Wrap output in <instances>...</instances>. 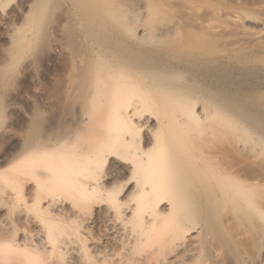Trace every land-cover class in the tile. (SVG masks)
<instances>
[{
	"label": "rangeland",
	"instance_id": "374dc122",
	"mask_svg": "<svg viewBox=\"0 0 264 264\" xmlns=\"http://www.w3.org/2000/svg\"><path fill=\"white\" fill-rule=\"evenodd\" d=\"M44 1L47 2V7L42 18L39 17L38 12L33 14L32 27L37 26L36 30L31 31L29 26H21L20 31L15 33L16 35L19 32L17 36L33 34L31 44L21 52L15 63L9 64L5 60L1 51L3 41L0 39V239L13 236L20 242L25 241L26 238L27 243L31 238L32 242L36 238L39 241L34 239V242L39 243L41 238L42 241L45 239L46 220L37 212L36 201L40 195L35 184L29 180L18 184L7 178L15 179L19 164L24 161L19 162L17 159L30 155L27 152L30 136L35 135L40 143L48 138L62 137L68 142L75 140L89 148L85 143V139L88 138L91 149L103 138L101 134L115 130L112 128L115 121L107 114L112 100L108 96L103 100L99 98L94 100L91 99V95L96 81L106 77L118 60L126 57L130 59L131 64H134L132 66L148 67L147 70L134 74L136 81L146 78L149 73L156 72L165 74L172 80L174 78L175 83L179 82L176 83L180 84L179 88L175 89L166 88L160 82L150 90L144 87L138 89L140 97L156 98V102L151 100L155 105L151 107L155 111H160L161 116H163L162 106L168 102L170 105L164 107V111H167L169 116L173 115V112H181L179 95L182 92L188 93L185 95L188 99L192 96L197 97V105L205 106L209 113L208 117L201 123L190 119L189 130L178 132L177 135L180 146L185 152L192 153L194 157L199 156L196 158H199L200 162L204 160L201 158H205L204 166H212L209 167V173L218 172L221 163L224 164L225 169L234 167L233 170H239L242 177L255 173L260 175L263 172L264 145L257 142V136L239 118L233 117L225 109L224 111L223 107L222 109L215 107L214 103L204 100L201 92L208 91V94L212 95L215 92L224 95L229 93L230 97L237 94L241 95V100L246 101L247 99L251 101V98L252 101L262 99L264 96V0H113L110 8L112 10L121 8L126 17L125 22L122 23L105 17L107 13L102 9L104 4L100 5L99 2L97 4L96 0L94 1L97 7L93 6V0V2L90 0ZM111 9L109 11L112 13ZM6 33V24L0 22V34ZM142 33L143 39H138L136 35ZM168 77L167 80H171ZM204 84L209 88L204 89ZM152 121L154 124L153 119ZM170 130L175 132L176 129L170 128ZM164 133L165 129L160 127L156 135L160 139ZM143 141L142 139V144ZM109 161L104 163L106 165L102 166L97 175L100 174V177L102 175V178L107 180L106 176L108 177L109 172H115L113 178L116 184L119 181L117 187L121 184L122 187L119 188L125 191L127 184L131 183H128L130 173L123 168L124 172L122 169V172L114 170L112 167L114 165L111 164L113 160ZM120 164L121 167L126 166L123 162ZM6 165L8 166L4 167ZM201 193L197 192V196L203 195L205 198L206 194L201 195ZM61 194L63 193L58 194L60 198L54 197L56 200L59 199L57 202L60 201L58 204L53 201L56 204L54 208L60 206L61 209L57 208L58 210L64 207L71 208L70 210H74L73 213L70 210L67 212L70 215L74 214L73 218L77 217L78 220L87 218L83 223L85 222V226L87 223L86 227H89L84 234L85 236L88 234L85 241L87 240L89 249L87 244V248L83 246L86 243H82L83 236L79 237L81 244L70 228L68 238L64 237L65 242L74 241L69 243L70 248L67 246L69 252L67 249L66 254L60 252L68 243L63 244L64 248L60 245V249L57 250L58 243L55 250H52L57 254L52 256V251L46 254V257H52L46 258L48 264L50 262L56 264L55 259L58 261L57 264L83 262L103 264L104 252L108 253L106 256L114 257L123 249L127 251L132 237L126 235L129 244V241L127 242L125 238L123 241L120 236L126 237L122 232L127 234L132 232L130 235L132 236L135 228L133 227L134 231H131L133 224L129 222L131 227L127 225L126 228L131 229L123 230L122 227L125 228L123 223L126 224L125 222L128 221L123 220L115 208H109L111 212L107 207L105 208L109 205L104 199V193L94 202H90L97 201V205L83 203L79 199V202H75L77 206L74 207L75 209H72L74 199L70 200L71 197L68 195L69 198L66 193V195ZM104 201L105 204L101 205ZM218 204L215 205L217 209L223 205L224 207L214 212L217 211L220 215L219 218L215 216V219L218 218L216 234L211 233L208 236V233L203 232L202 226L198 225L192 235L188 236L192 241L188 250L184 252L185 254L181 252L182 250L179 251L181 258L177 256L178 264H264V254L259 250L258 245L262 239L258 234L259 229L257 230L259 225L262 226L264 223V215L253 214L254 217L252 215L250 219L253 221L250 223L247 214L239 213L238 216L234 214L235 208L231 204L224 202L222 206ZM69 236L73 240H70ZM191 237H195L194 240ZM115 238L121 240L116 243ZM62 241H59L60 244ZM121 241L125 242L123 243L125 246L127 242L128 246H123L119 251ZM132 245L129 246L132 247L131 250L129 248V254L124 252V255L123 253L121 255L128 254L127 257L135 258L138 256L133 255L137 253L136 249L139 254L144 252L143 246L139 245L140 248L137 245L139 248L137 246L135 248ZM205 245L210 253L204 251ZM82 246L86 249L84 250ZM45 249L49 251L52 248L48 246ZM71 249L81 250V253L78 255L79 251L74 252ZM114 250L119 253L116 254ZM161 256L165 257L164 260ZM161 256L160 259L158 257V263L153 260L148 264H164L163 261L165 262L167 256ZM43 257L45 258V254ZM77 257L80 259L84 257V260L79 263L80 259Z\"/></svg>",
	"mask_w": 264,
	"mask_h": 264
},
{
	"label": "bare ground",
	"instance_id": "6f19581e",
	"mask_svg": "<svg viewBox=\"0 0 264 264\" xmlns=\"http://www.w3.org/2000/svg\"><path fill=\"white\" fill-rule=\"evenodd\" d=\"M112 1L113 0H96V3L99 2L100 5L101 3L104 4L102 9L107 13L105 17L113 18L114 21L119 20L118 23L125 22L126 17L121 8H115V10L110 8ZM17 2H14V0L13 2L12 0H0V22H4L7 27V33L5 35L0 34V39L3 41L1 51L9 64L15 63L21 55V52L32 42V33L25 34L24 36H17L19 32L16 35L15 33L20 31L21 26H29V30L35 31L37 26L34 25V27H32V24H34L33 14L38 12L39 17L42 18L47 7V2L44 0H17ZM96 3L94 1L93 6H96ZM110 9L112 13L109 11ZM143 36V33L136 35L138 39H143ZM132 65L134 64H131L129 58L120 59L117 64L109 70L106 77H102L96 81L91 99L95 100V98H99L103 100L105 96H108L112 100V105L107 110V114L114 119L115 124L112 128L115 130H109L107 133L103 132L105 136L101 134L103 138H101L96 145L94 144L91 149L87 140L88 138H86V142H84L88 144L89 148L77 143L75 140L73 142H68L66 141L67 139H63L62 137L59 139L48 138L41 143L40 140L36 139L35 135L33 137L30 136L31 138L29 137L30 141L27 143V152H29L30 155L17 159L19 162L24 160L22 162L23 164H19L18 175H16L15 179H7L18 184H21L25 180L32 181L35 184L37 193L40 195L39 199L36 201L38 204L37 212L43 215L45 218L44 220H46V229H44L46 233L44 236L45 239L42 241L43 238H41L40 235L41 241L39 243V240L34 237L33 238L38 241L34 242L33 239L32 242V238L30 237L31 241H27L31 244L26 242L25 237H23L25 241L22 242H20L17 237L13 236H11V238L5 237L4 239H0V264H46V262L48 264L46 258L50 257H46V254L55 250L58 243L59 245L56 247L57 250L60 249V245L63 247L64 243H68L64 245L66 248L63 247L65 250L61 249L62 251H60L66 254L67 250L70 248L69 243L74 242H65L66 238L64 239V237L68 238L67 234L70 232V228H72L71 231L77 236L78 240L79 237L83 236L82 243L84 244L86 242L83 245L86 247L88 242L87 240L85 241V239L88 234L86 236L84 234H86L89 227L87 228V223L85 226V222L83 223V221L87 218L84 220L81 219L82 221L80 219L79 221L77 217L73 218L74 214L70 215V213L67 212V210L71 208L67 209L64 207V209L58 210L59 208L61 209V206L58 208L57 205V211L54 208L56 204H54L53 201L56 203L57 200H59L54 199V197L60 198V196H58L60 193H63L61 195L65 193L67 196L69 195L71 197L68 196L70 200L74 199V202L71 201L73 203L72 209H75V202H79V199L82 200L83 203L89 204L105 194L104 199L109 205V207L105 206V208H115L117 212L120 213L123 220L128 221V223L125 222L126 224L123 223V225H125V228L124 226L122 227L123 230L132 228L131 231H134L133 229L135 228L132 236H130L132 232L130 234L122 232V234L132 237V240L128 238L131 240V245L133 244L134 246H132L135 248L137 245L143 246L144 252L141 251L142 253L139 254L138 249H136L138 254L136 253L133 255H138L137 257H127L132 247L130 248L129 246L131 245L128 246L127 244L129 240L126 238L128 236H120L122 240L125 238L127 241V251L124 249V251H121L123 246L127 247L123 245L125 242L122 241V245L120 244L122 247L119 246V251L121 252L114 251L116 254L119 253V256L121 253L124 255V252L128 254L125 255L126 257L121 255L119 258L117 257L118 255L114 254L117 257L114 258L115 256L113 257L112 255L106 256L108 253L104 252L106 258L103 257V264H148L153 260L158 263V257L160 259L161 255L167 256L165 262L163 261L165 257L162 258L161 256L163 259H161V261H163L164 264H178L177 256L180 257L179 255H181L179 251L182 250L181 252L185 254L184 252L188 250L189 244L192 242L188 236L192 235L194 232L193 230L198 227V225L202 226L203 232L205 231L206 234L208 233V236L211 233L216 234V220L220 216L217 211H219V208L224 207V205L222 206L223 202L231 204L235 208L234 214L236 213L237 216L239 213L247 214L249 218V220L247 219L248 221H250L252 215L255 213L264 215V169H262L263 172H261L260 175L255 173L254 175L251 174L250 176L242 177L243 175L241 176L239 174V170H233L234 167L232 169L227 168V170L223 163H218V165H221L220 170L218 172L215 171L216 173L213 174L209 173V167L212 166H204L205 158H201L204 160L200 162V159L196 158L197 155L194 157L192 153L188 151L185 152L180 146V140L177 135L178 132L189 130L190 119H194L196 122L201 123L208 117L209 113L206 111L205 106L197 105V97L192 96L188 99V97L185 96L188 95V93L182 92L179 95L181 99L179 102L181 112H173L174 114L169 116L168 112L164 111V107L170 105L168 102L162 106L163 110L161 111L163 112V116H161L160 111H155V109L153 110L151 107L156 98L140 97L138 89L144 87L146 90H150L158 82L166 88L175 89L176 87L179 88L180 84H176L179 82L175 83L176 80H174V78L172 80V78H169L165 74L156 72L149 73L146 78L136 81L134 80V74L141 70L145 71L148 67ZM167 77L171 80L168 81ZM204 86V89L209 88H206V84H204ZM199 91L200 90H197V92ZM201 93L203 95L201 96L204 97V100L207 102L214 103L215 107H223V110L225 109L227 113L233 115V117L235 116L237 119L239 118L242 123L257 136V142L260 145H264V96L262 99L254 101H252V98L250 101L244 96L245 99H247L246 101L244 99L241 100V95L238 96L237 94H233L234 96L232 97H235L233 99L228 96L229 93L225 95L220 92L217 94L215 92L213 95L210 93L208 94V91L207 93L205 91ZM156 107L158 108V104ZM152 119L154 120V124L152 123ZM160 127L165 129V133L163 137L159 139L156 134ZM170 128H175V132H173V130L171 131ZM89 139L91 140L90 137ZM142 139L144 140V144L141 143ZM201 147H203V145ZM110 159L113 160L111 164L114 165L112 166L114 170L121 171L123 168L130 173L128 183H131L127 184L126 189L125 186L123 187L125 191L119 188L122 187L120 186L121 184L117 187L119 181L117 184L115 183L116 181L113 178V173L115 172H109L110 174H108V170H106V174H108V177L106 176L107 180H105L104 177L103 179L102 175L101 177L99 176L100 174L97 175L102 166L106 165L104 163ZM220 160H218V162H220ZM221 161H223V159ZM120 162L125 163L126 166L124 165L125 167H121L122 165ZM7 166L8 165L4 167ZM261 167L262 166H260V168ZM123 169L122 171L124 172ZM201 191L203 194H206L205 198L207 199L204 198ZM57 192L60 193L57 194ZM197 192H200L202 196H197ZM54 193L57 195L54 196ZM58 203H60V201L57 202V204ZM96 203L97 201L95 203H90V205ZM103 203L105 204V201L101 202V205H103ZM217 203L222 207L217 209V206H215ZM123 206H127L125 207L126 209L123 208ZM110 209L109 212H111ZM115 209L114 211H116ZM104 210L102 211H108ZM215 210H217L216 213H214ZM70 211L73 213L74 210ZM114 211H112L113 214ZM109 212H107V214ZM116 216L120 217L117 214ZM215 216H218V218L215 219ZM116 220L118 221L119 218ZM251 221H253V219ZM129 222L133 224L132 227ZM127 225L131 228H126ZM258 229V234L262 239L261 241L259 240V250L264 254V223H262V226L260 224L257 230ZM84 230L85 233H83ZM43 233H41L42 236ZM115 236L119 238L118 235L115 234ZM70 237L71 236H69V239ZM192 238L193 237H191V239ZM224 239L222 238V240ZM62 240H64V242ZM70 240L73 239L71 238ZM114 240L117 243L121 239L117 240L115 238ZM59 241H62L61 244ZM79 241L81 243V240ZM40 245L41 247L45 246V248L49 246V248L52 249L47 251L48 249L44 247L41 249ZM67 246H69V248ZM138 246L137 248H141V246ZM77 247L76 244V248ZM72 249L71 251L75 252L79 251L78 249L81 248ZM87 249H89V245ZM204 251H208L207 247ZM208 252L210 253V251ZM80 253L81 250L77 254L79 255ZM43 254H45V258ZM52 254V256H54V254L57 253L52 251ZM79 257L81 258V256ZM57 259L59 258L57 257ZM82 259L84 260V257ZM82 259H80L79 263ZM55 261L54 263L57 264L58 261L56 259ZM63 263H65V261Z\"/></svg>",
	"mask_w": 264,
	"mask_h": 264
}]
</instances>
